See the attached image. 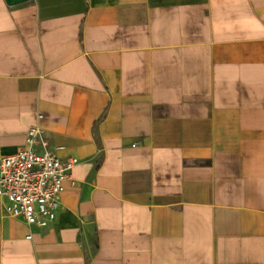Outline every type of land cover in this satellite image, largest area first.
Here are the masks:
<instances>
[{
    "label": "crops",
    "instance_id": "1",
    "mask_svg": "<svg viewBox=\"0 0 264 264\" xmlns=\"http://www.w3.org/2000/svg\"><path fill=\"white\" fill-rule=\"evenodd\" d=\"M34 126L79 163L0 264H264V0H0V165Z\"/></svg>",
    "mask_w": 264,
    "mask_h": 264
},
{
    "label": "built area",
    "instance_id": "2",
    "mask_svg": "<svg viewBox=\"0 0 264 264\" xmlns=\"http://www.w3.org/2000/svg\"><path fill=\"white\" fill-rule=\"evenodd\" d=\"M37 126L28 131L25 148L4 157L0 165V199L4 213L24 218L30 227L45 229L57 219L65 194V183L79 159H61ZM32 239V235L28 236Z\"/></svg>",
    "mask_w": 264,
    "mask_h": 264
},
{
    "label": "water",
    "instance_id": "3",
    "mask_svg": "<svg viewBox=\"0 0 264 264\" xmlns=\"http://www.w3.org/2000/svg\"><path fill=\"white\" fill-rule=\"evenodd\" d=\"M29 0H7L9 5L15 6V4L26 3Z\"/></svg>",
    "mask_w": 264,
    "mask_h": 264
}]
</instances>
